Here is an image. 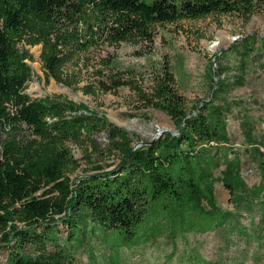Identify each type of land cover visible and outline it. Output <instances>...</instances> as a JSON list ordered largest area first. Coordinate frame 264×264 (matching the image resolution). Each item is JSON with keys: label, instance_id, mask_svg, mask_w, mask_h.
Segmentation results:
<instances>
[{"label": "trees", "instance_id": "trees-1", "mask_svg": "<svg viewBox=\"0 0 264 264\" xmlns=\"http://www.w3.org/2000/svg\"><path fill=\"white\" fill-rule=\"evenodd\" d=\"M256 13H264V0H0V248H7V264H75L74 253L92 234L117 256L163 235L235 226L236 215L215 199L221 166L225 187L243 196L246 207L263 191L246 184L240 156H230L235 152L222 109L213 102L190 106L168 70L141 97L171 117L176 133L135 147L125 128L84 103L27 94L33 54L26 47L41 45L46 77L72 86L76 81L65 67L77 54L151 40L157 24L214 14L249 21ZM107 77L125 83L119 71ZM100 132L119 163L72 179L81 164L69 144Z\"/></svg>", "mask_w": 264, "mask_h": 264}, {"label": "rangeland", "instance_id": "rangeland-1", "mask_svg": "<svg viewBox=\"0 0 264 264\" xmlns=\"http://www.w3.org/2000/svg\"><path fill=\"white\" fill-rule=\"evenodd\" d=\"M26 48L33 54L27 94L34 99L61 95L84 103L125 128L135 147L166 131L176 133L171 117L147 106L141 97L168 70L190 106L213 102L222 109L230 148L235 152L230 156H240V174L249 187L263 186L261 196L246 207L243 196L225 187V167L221 166L215 171V199L236 215L235 226L180 234L175 239L163 235L143 246L124 247L117 256L105 240L92 234L83 238L84 246L74 253L75 264H202L196 255L218 264L231 257L237 264H264V172L260 169L264 164V13L252 15L249 21L236 14H214L157 24L151 40L104 45L77 54L65 67L76 81L72 86L46 77L41 45ZM112 71H119L125 83L118 85L107 77ZM69 145L81 164L70 172L72 179L94 174L97 166L113 169L120 161L111 153L106 132L93 135L84 144ZM62 230L64 237L68 230ZM0 264H7L6 247L0 248Z\"/></svg>", "mask_w": 264, "mask_h": 264}, {"label": "water", "instance_id": "water-1", "mask_svg": "<svg viewBox=\"0 0 264 264\" xmlns=\"http://www.w3.org/2000/svg\"><path fill=\"white\" fill-rule=\"evenodd\" d=\"M172 131V130H171ZM147 143H149V142H147Z\"/></svg>", "mask_w": 264, "mask_h": 264}]
</instances>
